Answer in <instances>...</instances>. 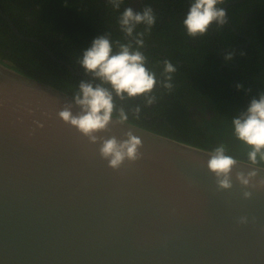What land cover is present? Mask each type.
Wrapping results in <instances>:
<instances>
[{
	"label": "water",
	"instance_id": "95a60500",
	"mask_svg": "<svg viewBox=\"0 0 264 264\" xmlns=\"http://www.w3.org/2000/svg\"><path fill=\"white\" fill-rule=\"evenodd\" d=\"M72 99L0 61V264H264V191L244 199L235 175L232 190L218 191L212 150L115 116L101 135L132 130L143 155L114 171L59 119Z\"/></svg>",
	"mask_w": 264,
	"mask_h": 264
},
{
	"label": "clouds",
	"instance_id": "9594fccd",
	"mask_svg": "<svg viewBox=\"0 0 264 264\" xmlns=\"http://www.w3.org/2000/svg\"><path fill=\"white\" fill-rule=\"evenodd\" d=\"M116 11L121 9L125 0H108ZM227 0H190L188 11L182 21L188 37L202 38L216 27L217 30L228 24L224 5ZM123 40L112 39V34L95 38L89 48L77 57L76 63L83 69L88 79L79 81L73 94L72 103L64 105L57 115L69 128L75 130L90 145H99L100 157L110 169L119 171L125 163H135L142 158V139L129 130L124 138L115 135L104 136L110 132L114 115L116 122L127 124L129 113L139 119L142 108L139 104L125 108L129 101L141 100L151 107L157 100L156 89L171 92L177 68L169 60L162 61L163 70L157 72L148 67V57L144 37L157 23V15L150 5L137 11L126 7L117 18ZM143 26V31L138 29ZM244 55V53H240ZM235 53L225 55L232 61ZM238 90L243 85H237ZM119 101V104L117 103ZM74 109L78 111L74 112ZM39 128L44 124L37 122ZM234 137L246 148L247 166L228 154L223 144L216 146L208 156L206 165L216 178L218 191H230L235 175L243 189L242 195L251 200L255 192L264 191V175L260 165H264V92L250 101L247 109L232 118ZM250 189V190H247ZM238 224L247 225L249 217L242 216Z\"/></svg>",
	"mask_w": 264,
	"mask_h": 264
},
{
	"label": "flooded vegetation",
	"instance_id": "af4514ba",
	"mask_svg": "<svg viewBox=\"0 0 264 264\" xmlns=\"http://www.w3.org/2000/svg\"><path fill=\"white\" fill-rule=\"evenodd\" d=\"M104 1L106 0H97V3ZM181 2L182 0H125L119 11L112 8V14L109 12L103 15L104 20L106 16L113 17L115 21V23L110 22L112 39L123 40L117 23V18L123 9L130 6L139 11L144 6L150 5L159 15L156 25L144 37L146 47L143 51L148 57V67L156 71L158 77L163 70L164 60L171 61L177 68L172 81L173 90L169 92L158 87L155 91L157 100L151 107L144 105L141 100L129 101L124 105L126 109L137 104L142 108L140 118H135L130 112L131 121L128 122L153 132L155 127L162 129L161 127L166 123L170 128L168 131H178L180 129L173 126L170 119L182 117L184 114L193 119L195 125L203 124L205 118L208 120V125L214 118L232 125V118L245 111L250 101L264 92V55L262 56L257 48H251L250 34L253 31L252 27L256 25L251 19L260 18V15L243 12L228 13L226 26L219 30L213 26L206 36L192 39L183 31H178L180 28L183 29L182 21L186 15L183 12L187 10ZM7 15L11 18L9 14ZM0 16L3 17L1 14ZM8 24L10 26L9 22ZM164 28L167 30L164 31ZM98 30V37L102 36L100 27ZM231 30L234 34H231ZM138 31H143V26ZM78 34L83 48L82 41L88 36L84 37L80 32ZM64 36L65 32H61L59 37H51L53 49L44 39H40L54 52L57 59L46 50L53 60L67 66L70 71L72 70L67 64L71 65L75 71L83 75L72 71L74 74L88 79L83 69L76 63L77 57L81 54L77 53L73 46V48L66 47L64 42L59 44V40ZM228 53H235L232 61L225 60V55ZM61 56H69L72 62ZM254 60L256 62H253ZM237 85H243V89L238 90Z\"/></svg>",
	"mask_w": 264,
	"mask_h": 264
},
{
	"label": "trees",
	"instance_id": "16d2710c",
	"mask_svg": "<svg viewBox=\"0 0 264 264\" xmlns=\"http://www.w3.org/2000/svg\"><path fill=\"white\" fill-rule=\"evenodd\" d=\"M230 1L234 0H227V2ZM0 3L4 11L11 16L25 35L42 38L53 49L51 37H59L61 32H65V36L59 40V44L64 42L66 47H74L79 54L89 48L90 42L98 37V27H100L102 35H105L107 31L111 33L110 22L115 23L113 17L105 16V20L103 17V15L113 12L108 0L100 4L97 3V0H0ZM181 3L187 9L183 12L186 14L190 0H182ZM239 12L260 15V18L251 19L256 24L250 33L252 35L251 48H257L263 56L264 0H244L229 7L230 14ZM156 15L159 13L156 12ZM166 30L167 28H164V31ZM178 31L186 33L184 28H180ZM78 32L82 33L84 37L88 36L85 41H82L83 48L80 45ZM231 34H234L232 30ZM64 59L72 62L69 56H65ZM0 61L71 97L78 89L79 81L85 79L74 74L59 61L53 60L42 45L18 37L1 16ZM117 103L119 104V101ZM170 120L173 126L180 130L168 131L170 128L167 126L169 125L165 123L164 127H161L162 129L155 127L154 132L208 150H213L216 146L223 144L228 154L247 161L246 148L234 137L232 125L220 122L216 118L209 123L210 125L206 118L203 124L195 125L193 119L184 114L182 117ZM129 121H131L130 117ZM260 166L264 167V165Z\"/></svg>",
	"mask_w": 264,
	"mask_h": 264
}]
</instances>
